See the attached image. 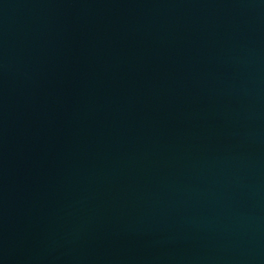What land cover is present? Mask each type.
<instances>
[{
    "label": "water",
    "instance_id": "1",
    "mask_svg": "<svg viewBox=\"0 0 264 264\" xmlns=\"http://www.w3.org/2000/svg\"><path fill=\"white\" fill-rule=\"evenodd\" d=\"M0 264H264V0H0Z\"/></svg>",
    "mask_w": 264,
    "mask_h": 264
}]
</instances>
